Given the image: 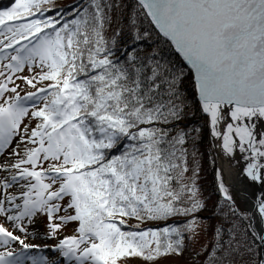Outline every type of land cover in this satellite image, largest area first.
<instances>
[{"label": "snow or ice", "instance_id": "6c2138e0", "mask_svg": "<svg viewBox=\"0 0 264 264\" xmlns=\"http://www.w3.org/2000/svg\"><path fill=\"white\" fill-rule=\"evenodd\" d=\"M139 4L195 69L212 135L241 155L259 192L238 212L220 184L221 211L247 217L245 236L255 220L261 250L222 220L205 264H264V0ZM116 9L81 0L66 19L55 0H14L0 10V264H48L25 254L38 247L26 242L25 220L38 214L53 236L77 222L57 245L73 264H171L205 231L197 214L206 205L184 182L178 76L148 53H116L107 36Z\"/></svg>", "mask_w": 264, "mask_h": 264}, {"label": "trees", "instance_id": "16d2710c", "mask_svg": "<svg viewBox=\"0 0 264 264\" xmlns=\"http://www.w3.org/2000/svg\"><path fill=\"white\" fill-rule=\"evenodd\" d=\"M117 9L110 13L114 17L113 23L107 29V36L115 41V51L118 55L134 50L141 57L145 53L155 56L162 65L170 68L172 74L178 76V85L180 94L185 98L187 115L183 120L181 127L187 125L189 140L186 144L189 153V171L184 175V182L194 183L199 192L201 203L206 205L197 215L199 222L204 225L205 231L197 240L189 242L187 250L182 257H174L171 264H205L208 257L204 255L202 249L210 248L213 241V228L221 227V221H224L223 227L231 230L236 225L240 231V239L246 240L249 245L259 251L257 238L243 233L249 229L247 217L242 221L234 217H229L221 210L229 203L225 200L224 195L219 189V183L216 177L215 159L212 146L209 139L207 128V116L202 112L200 103L196 98L194 83L188 67L176 53L167 38L161 35L154 27L142 5L137 0H114ZM14 0H0V10H6L11 7ZM81 3V0H55V7L63 10L64 17L70 18L71 13L67 12L68 8ZM135 22V27L131 22ZM21 87H24L23 85ZM31 88H25V91H32ZM23 95V94H22ZM193 129H196L193 132ZM194 157V159H193ZM195 172V175L193 173ZM236 208V207H235ZM237 209V208H236ZM71 211V210H70ZM238 212H240L237 209ZM182 219V218H179ZM72 230L62 235H76L77 222ZM243 224V228L240 225ZM152 226L141 225V227ZM183 227V224L180 225ZM200 252L201 255H197Z\"/></svg>", "mask_w": 264, "mask_h": 264}, {"label": "bare ground", "instance_id": "6f19581e", "mask_svg": "<svg viewBox=\"0 0 264 264\" xmlns=\"http://www.w3.org/2000/svg\"><path fill=\"white\" fill-rule=\"evenodd\" d=\"M209 127L212 144L216 150V171L217 175L229 190V193L233 196V199L239 206V208L245 210L257 203L253 198V193L259 195L257 186L251 184L250 179L246 177L243 172L245 168V161L241 159V155L237 152L234 155H230L224 152L221 148V140L212 135L209 117ZM220 131H223L222 126H218ZM257 222L252 221L251 228L253 232L257 229Z\"/></svg>", "mask_w": 264, "mask_h": 264}, {"label": "rangeland", "instance_id": "374dc122", "mask_svg": "<svg viewBox=\"0 0 264 264\" xmlns=\"http://www.w3.org/2000/svg\"><path fill=\"white\" fill-rule=\"evenodd\" d=\"M21 94H24V93L22 92ZM216 177H217V180L219 183V189H220L221 181L217 175V171H216ZM221 193L223 194V192ZM235 207L240 212L243 210L239 208L236 202H235ZM59 215H67V213L61 212L59 213ZM48 224L49 222L47 220V217L43 214H38L37 216L33 217L31 222H29L28 220H25L24 226L27 230L25 234L26 242L38 245V247L35 249L27 250L25 254L32 255V256L45 257L48 264H73L71 260H69L67 257H64L62 255L57 245L62 239L61 236L66 234L68 229L72 230L76 224L74 222L68 224L63 229H61L58 233H56L55 236L50 234ZM11 248L16 249L17 252L22 250L16 244L10 245V249ZM0 250H3V249H0ZM40 251L42 252V254L38 253ZM25 264H31V261L26 260Z\"/></svg>", "mask_w": 264, "mask_h": 264}, {"label": "water", "instance_id": "95a60500", "mask_svg": "<svg viewBox=\"0 0 264 264\" xmlns=\"http://www.w3.org/2000/svg\"><path fill=\"white\" fill-rule=\"evenodd\" d=\"M139 2V0H137ZM143 7V6H142ZM146 14L148 15V10L146 8H144ZM149 19L151 20V22L153 23L154 27L157 29V31L163 35L165 38H167L169 40V42L171 43L172 47L174 48V50L176 51V53L179 55V57L182 59L183 63L188 67V69L190 70V73H191V77H192V81L194 83V89H195V95H196V98L197 100L199 101V96H198V90L196 89L195 87V83H196V72H195V69L192 67V65L185 59L184 55L182 52H180L178 49H177V46L175 45V43L166 35H164V33L160 30L159 27H157V25L155 24V22L153 21L152 17L150 15H148ZM207 116V128H208V134H209V139H210V143H211V146H212V150H213V153H214V159H215V168H216V157H217V154H216V150L212 144V140H211V135H210V127H209V116L206 114ZM248 220V219H247ZM248 224H249V221H248ZM251 231L253 232L252 228H251ZM257 241L259 243V251L261 250V241H259V239L257 238Z\"/></svg>", "mask_w": 264, "mask_h": 264}]
</instances>
